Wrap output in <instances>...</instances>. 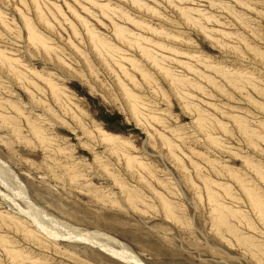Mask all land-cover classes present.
<instances>
[{"label":"rangeland","instance_id":"rangeland-1","mask_svg":"<svg viewBox=\"0 0 264 264\" xmlns=\"http://www.w3.org/2000/svg\"><path fill=\"white\" fill-rule=\"evenodd\" d=\"M0 160V264H264V0H0Z\"/></svg>","mask_w":264,"mask_h":264},{"label":"bare ground","instance_id":"bare-ground-1","mask_svg":"<svg viewBox=\"0 0 264 264\" xmlns=\"http://www.w3.org/2000/svg\"><path fill=\"white\" fill-rule=\"evenodd\" d=\"M38 39V38H37ZM0 173H1V176L3 175V177H0V181L2 182V180L6 181L7 184H9V187L11 188L12 186L14 188H16L14 191H16V196L18 195V197L22 198L23 201L28 205V207L30 208V210L34 211L36 216H41V211L37 208V207H34V205L32 204L31 200H29L30 198H28L27 196V190L25 188V184L23 185V183H21V181L19 180V178L16 176V174L14 173V171L11 169V167L9 165H5L1 160H0ZM5 166V167H4ZM8 179H11L12 182L14 184H10L11 182L8 180ZM3 183V182H2ZM1 183V184H2ZM4 184V185H3ZM2 185L5 186L6 184L3 183ZM5 187H8V186H5ZM208 187V186H207ZM14 193V192H13ZM15 194V193H14ZM252 197V196H251ZM166 207V206H164ZM168 207V206H167ZM34 212L33 215H34ZM30 213V212H29ZM173 214V213H172ZM44 216V215H43ZM42 216V217H43ZM173 216V215H172ZM175 216V215H174ZM39 217H37V220H39ZM41 218V217H40ZM45 218V217H43ZM223 218V217H222ZM36 220V221H37ZM40 226V223L39 221H37ZM46 222V221H45ZM227 224V223H226ZM41 227V226H40ZM47 227V226H46ZM43 228V227H42ZM41 228V229H42ZM63 228V227H62ZM65 230H68L66 229V227L64 228ZM43 230V229H42ZM45 230H48V229H45ZM70 233L68 234H71L72 239H83L87 242H91V243H94V244H97L99 245L100 247H102V249L104 248L105 250H107L108 252H112L118 256H121L125 259H128L130 261H132L134 264H144L140 259L139 257H137L132 251L128 250L127 248H124L122 247V252H116L114 251L112 248H109L107 247L106 245H102V244H99L97 243L96 240H94V237L92 236V234L90 233H78V232H74V231H71V230H68ZM67 233V232H66ZM95 234V233H94ZM109 240L110 238L107 237ZM111 240H114V242H117V240L115 239H111ZM82 241V240H81ZM119 244V243H118ZM127 261V260H126Z\"/></svg>","mask_w":264,"mask_h":264}]
</instances>
